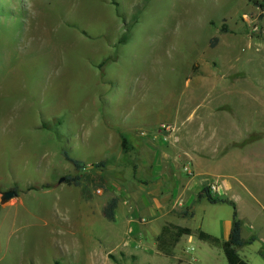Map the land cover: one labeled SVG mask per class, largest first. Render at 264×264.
Segmentation results:
<instances>
[{
  "label": "rangeland",
  "instance_id": "obj_1",
  "mask_svg": "<svg viewBox=\"0 0 264 264\" xmlns=\"http://www.w3.org/2000/svg\"><path fill=\"white\" fill-rule=\"evenodd\" d=\"M145 131L177 153L178 140L193 141L205 155L193 153L204 162L195 175L211 169L245 237L250 224L261 238L241 258L264 264V0H0V264H178L152 244L165 222L194 231L177 248L185 264H228L220 241L232 206L198 201L205 188L189 202L174 180H124L130 162L150 160L138 155ZM64 151L105 162L110 191L82 202ZM11 190L18 197L3 205ZM114 197L110 223L101 209Z\"/></svg>",
  "mask_w": 264,
  "mask_h": 264
},
{
  "label": "crops",
  "instance_id": "obj_2",
  "mask_svg": "<svg viewBox=\"0 0 264 264\" xmlns=\"http://www.w3.org/2000/svg\"><path fill=\"white\" fill-rule=\"evenodd\" d=\"M188 120L192 121L190 117H188ZM212 120L213 119H211V121ZM229 121H234V120L228 119L224 122L226 124ZM217 124L218 123L215 122L214 126L212 128L217 127L218 126ZM177 126H178V122H177ZM193 128H203V127H197V126L195 127L194 126ZM233 132H234V130H233ZM142 136H143L142 137L143 139L139 140L140 146L138 147V155H139V153H141V151L146 150L147 156L150 158V160H149V162H140L139 160H137V162H130L131 164L128 163L131 165V167H129L125 170V172L123 174L124 180L133 181L135 183V185H139V186H142L143 183H145V182L164 183L165 181L174 180V182L179 183V185L177 187L179 188V190L181 189L180 194L184 193V194H186V197H188L187 194L190 190L191 194H190V201L189 202H193L195 200V198H196L195 193L197 192V190L199 188H206V187H209L210 185H213L212 188H214V194L217 195L218 198L222 197V195H221L222 193L219 192V188L217 187V185L212 180L209 179V178H214V176H211V169H205L201 176L195 175V171H194L195 164L203 166L204 162H194L192 157L195 158V156L193 153H195V155H197V157H201V158L205 157V155L202 154V152L197 151L198 149L195 147L193 141H191L187 137L178 140L179 141V144H178L179 152L177 153L176 150L171 151L167 148L169 145L168 143H165V145H162L163 144L162 139L159 138V136L157 134H155L154 132L145 131L144 133H142ZM179 137H177V138H179ZM233 145H234V143H233ZM233 145L229 146V148H227L225 151H229L230 147L234 148L235 145L234 146ZM224 154H225V152H221V153L219 152L217 154V158L222 157ZM95 164H97V163H95ZM105 169L103 170L104 171L103 174H105ZM183 175H186V177L190 176V178H191L190 182L189 181L186 182L185 179L183 178ZM198 177H204L207 179V181L205 183H202ZM174 190H175L176 195L178 196L175 188H174ZM78 195H80V190L78 191ZM100 195H103V194L101 193ZM116 196H119L118 193L116 194ZM179 196H182V195H179ZM222 199H223V197H222ZM91 202H88V203L91 204ZM84 203H86V202H84ZM119 204H120V202H119ZM158 206H161V205H158ZM102 209H101V212H102ZM254 212H256L255 209H254ZM98 215H99V212H98ZM233 215H234V212H233ZM110 223H115V222H110ZM232 223H233V217H232ZM232 223H231V226L229 227L228 231H226L224 233V237H223L222 241H227L229 239L231 228H232ZM242 228H243L242 229V239L244 242H247L248 240H250L251 237H256L257 240L261 239L257 233V230L253 229V227L250 224L248 225V228H250L251 233L248 234L247 237H245V231H244L245 227L242 226ZM137 229H139V228H137ZM130 230L133 232L132 235L139 232V230H136L134 227L131 228ZM160 230L161 229H159V233H160ZM188 239L190 240V238H188ZM130 241H134V240H130ZM127 243H126V246H127L126 250L129 251L130 253H132L130 247H132V245L134 247H136L137 243L136 242H133L134 244H132L131 242L129 244H127ZM152 244H154L156 246L155 241H152ZM242 249L243 248H240L237 250L238 256L241 259L240 261L245 263V264H249L247 261H245L243 258H241L240 254H239V250H242ZM176 252H177V249L175 251V256L172 257L171 259H175V261L178 262V264H180V263L185 264V261H184L182 254H179V253L177 254ZM137 253L139 254V252H137ZM134 256H136V255H134Z\"/></svg>",
  "mask_w": 264,
  "mask_h": 264
},
{
  "label": "trees",
  "instance_id": "obj_3",
  "mask_svg": "<svg viewBox=\"0 0 264 264\" xmlns=\"http://www.w3.org/2000/svg\"><path fill=\"white\" fill-rule=\"evenodd\" d=\"M130 37V29L126 30L124 38L119 42L120 44H126ZM122 151L127 154L130 151L131 143L129 136L122 135ZM64 158L73 164L78 175L75 177H67L66 183L68 185L77 187L80 189V198L83 202H91L94 200L96 194L101 192L102 194L108 193L110 191V183L103 170L107 167L105 162L92 164L89 167L83 161L73 159L69 154L64 151ZM17 191V190H16ZM211 188H205L201 192L198 201L206 197L211 204L221 203L228 204L234 209L233 223L230 232L229 239L227 241H220L221 248L224 251L228 264H245L241 262L237 250L244 248L246 246L252 245L257 238L251 237L250 240L244 242L242 239V221L238 217L237 206L234 202L225 200L222 198H215L211 193ZM119 199L117 197L112 198L106 203L102 209V215L104 219L109 222H116L117 210L119 208ZM189 215L191 219L195 218V209L191 206L185 211L184 215ZM194 234L193 229L188 227H183L171 222H166L157 237L156 249L161 255L172 258L175 256V251L178 245L184 238H191Z\"/></svg>",
  "mask_w": 264,
  "mask_h": 264
},
{
  "label": "bare ground",
  "instance_id": "obj_4",
  "mask_svg": "<svg viewBox=\"0 0 264 264\" xmlns=\"http://www.w3.org/2000/svg\"><path fill=\"white\" fill-rule=\"evenodd\" d=\"M83 9L85 10V8H83ZM96 11H97V9H93V10H91V12H89V15H90L89 20L90 21H94L95 19L96 20L100 19V18H96L90 14V13H94ZM39 28H40L41 36L43 37L42 41L44 42L45 40H47L46 38L49 36L50 30L52 29V27L47 24L46 15H44V14L41 15V17H40ZM61 39H63V38H61ZM72 39H73V37L69 36V40H72ZM65 40L69 41L68 38ZM77 47L83 49L84 46L82 44H78ZM58 48H59L58 46L54 47V45H52V50L49 51V53L55 54V52L58 50Z\"/></svg>",
  "mask_w": 264,
  "mask_h": 264
},
{
  "label": "water",
  "instance_id": "obj_5",
  "mask_svg": "<svg viewBox=\"0 0 264 264\" xmlns=\"http://www.w3.org/2000/svg\"><path fill=\"white\" fill-rule=\"evenodd\" d=\"M64 180H61L60 183H62ZM18 197V193L15 190L7 191L2 193L1 203L3 205L8 204L12 200L16 199Z\"/></svg>",
  "mask_w": 264,
  "mask_h": 264
},
{
  "label": "built area",
  "instance_id": "obj_6",
  "mask_svg": "<svg viewBox=\"0 0 264 264\" xmlns=\"http://www.w3.org/2000/svg\"><path fill=\"white\" fill-rule=\"evenodd\" d=\"M98 195H100L101 194V192H98L97 193ZM144 222H145V220H143ZM192 240H191V238H190V240H189V242H191Z\"/></svg>",
  "mask_w": 264,
  "mask_h": 264
}]
</instances>
